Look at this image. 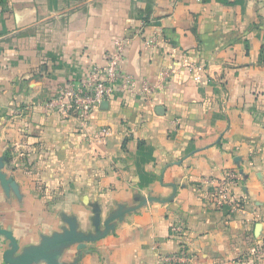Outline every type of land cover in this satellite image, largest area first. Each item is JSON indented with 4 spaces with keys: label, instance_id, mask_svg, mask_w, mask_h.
<instances>
[{
    "label": "crops",
    "instance_id": "obj_1",
    "mask_svg": "<svg viewBox=\"0 0 264 264\" xmlns=\"http://www.w3.org/2000/svg\"><path fill=\"white\" fill-rule=\"evenodd\" d=\"M117 38L139 93L119 80L85 122L51 106L106 66ZM184 60L206 67L203 81ZM230 173L235 212L211 197ZM0 198L16 257L48 250L19 264L251 251L264 231V0H5Z\"/></svg>",
    "mask_w": 264,
    "mask_h": 264
},
{
    "label": "built area",
    "instance_id": "obj_2",
    "mask_svg": "<svg viewBox=\"0 0 264 264\" xmlns=\"http://www.w3.org/2000/svg\"><path fill=\"white\" fill-rule=\"evenodd\" d=\"M148 46H157V37L149 38L146 41ZM129 41L126 38L115 40L114 51L107 57L106 66L97 68L88 73L85 79L76 84H70L59 91L56 101L51 106L59 105L65 114L73 115L80 121L85 122L96 105L109 101L115 92L119 80H122L124 91L136 94L137 81L132 74L123 71L122 65L125 62ZM185 66L194 75L196 81H203L206 67L195 63H188L184 60ZM171 76L169 69H164L160 76V84L165 83ZM156 88V87H154ZM153 87L145 86L144 91L149 92ZM101 133L108 135L109 129H103ZM237 180L236 173H230L215 186L211 197L218 206L229 205L231 211H238V206L233 197V188Z\"/></svg>",
    "mask_w": 264,
    "mask_h": 264
},
{
    "label": "rangeland",
    "instance_id": "obj_3",
    "mask_svg": "<svg viewBox=\"0 0 264 264\" xmlns=\"http://www.w3.org/2000/svg\"><path fill=\"white\" fill-rule=\"evenodd\" d=\"M5 0H0V4L3 3ZM0 210H1V220L3 224H5V219H3L4 214V205L0 198ZM7 239L4 235H1L0 239V260H3V250L5 248ZM170 264H202L201 261L195 260V256L193 255H183V256H176L175 259ZM208 264V263H207ZM211 264H264V231L257 240L254 247L251 251L241 255H234L232 257L229 256H217L215 255L212 260Z\"/></svg>",
    "mask_w": 264,
    "mask_h": 264
},
{
    "label": "water",
    "instance_id": "obj_4",
    "mask_svg": "<svg viewBox=\"0 0 264 264\" xmlns=\"http://www.w3.org/2000/svg\"><path fill=\"white\" fill-rule=\"evenodd\" d=\"M1 235H4L7 241L9 242L8 249L3 253V259L8 264H19L38 255L47 257L48 250L26 254V255L25 254L19 255L18 257H16L19 252V243L15 238V236L13 235V233L8 229L3 228L0 223V239H1Z\"/></svg>",
    "mask_w": 264,
    "mask_h": 264
}]
</instances>
